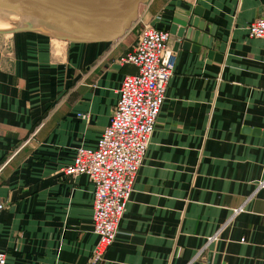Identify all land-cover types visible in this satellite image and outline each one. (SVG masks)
Instances as JSON below:
<instances>
[{"label":"crops","instance_id":"obj_1","mask_svg":"<svg viewBox=\"0 0 264 264\" xmlns=\"http://www.w3.org/2000/svg\"><path fill=\"white\" fill-rule=\"evenodd\" d=\"M201 9L202 43L177 41L178 8ZM264 0H150L116 42L0 34V252L7 264H90L95 185L62 173L95 148L149 24L176 66L120 231L101 264H264ZM214 30V34H212ZM241 208L239 212L235 209Z\"/></svg>","mask_w":264,"mask_h":264},{"label":"built area","instance_id":"obj_2","mask_svg":"<svg viewBox=\"0 0 264 264\" xmlns=\"http://www.w3.org/2000/svg\"><path fill=\"white\" fill-rule=\"evenodd\" d=\"M247 28L251 38H264V15ZM170 39L168 30L149 24L139 30L132 50L119 58L120 63L135 66L137 72L123 78L118 103L99 143L95 148L78 147L72 164L61 170L72 177L86 174L95 185L93 229L99 238L90 264L105 260L120 231L145 161L176 66L177 53ZM6 207V202L0 199V211ZM7 257L5 252H0V264H7Z\"/></svg>","mask_w":264,"mask_h":264},{"label":"water","instance_id":"obj_3","mask_svg":"<svg viewBox=\"0 0 264 264\" xmlns=\"http://www.w3.org/2000/svg\"><path fill=\"white\" fill-rule=\"evenodd\" d=\"M150 0H0L12 13L1 33L34 31L65 41L116 42L134 27L140 7ZM193 4L194 0H187ZM201 9L178 8L171 23L177 41L202 43L206 31ZM214 34V30L212 32Z\"/></svg>","mask_w":264,"mask_h":264},{"label":"bare ground","instance_id":"obj_4","mask_svg":"<svg viewBox=\"0 0 264 264\" xmlns=\"http://www.w3.org/2000/svg\"><path fill=\"white\" fill-rule=\"evenodd\" d=\"M12 17V13L0 9V25L8 23L6 19Z\"/></svg>","mask_w":264,"mask_h":264},{"label":"rangeland","instance_id":"obj_5","mask_svg":"<svg viewBox=\"0 0 264 264\" xmlns=\"http://www.w3.org/2000/svg\"><path fill=\"white\" fill-rule=\"evenodd\" d=\"M0 26H2V25H0Z\"/></svg>","mask_w":264,"mask_h":264}]
</instances>
